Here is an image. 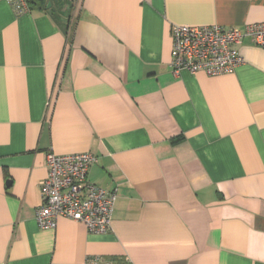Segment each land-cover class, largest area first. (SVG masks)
Here are the masks:
<instances>
[{
    "label": "crops",
    "instance_id": "crops-1",
    "mask_svg": "<svg viewBox=\"0 0 264 264\" xmlns=\"http://www.w3.org/2000/svg\"><path fill=\"white\" fill-rule=\"evenodd\" d=\"M0 0V264H264V48L171 67L173 25L244 29L264 0ZM92 152L111 228H41L46 153Z\"/></svg>",
    "mask_w": 264,
    "mask_h": 264
},
{
    "label": "built area",
    "instance_id": "built-area-1",
    "mask_svg": "<svg viewBox=\"0 0 264 264\" xmlns=\"http://www.w3.org/2000/svg\"><path fill=\"white\" fill-rule=\"evenodd\" d=\"M17 14L30 9L29 0H8ZM171 67L222 75L244 62L239 45L250 38L264 48V22L249 23L244 29L221 25H173ZM48 175L42 181L43 203L36 210L41 228H55L58 218L83 222L89 231L103 233L111 228L117 189L99 186L88 179L97 160L92 152L58 155L46 153Z\"/></svg>",
    "mask_w": 264,
    "mask_h": 264
},
{
    "label": "rangeland",
    "instance_id": "rangeland-1",
    "mask_svg": "<svg viewBox=\"0 0 264 264\" xmlns=\"http://www.w3.org/2000/svg\"><path fill=\"white\" fill-rule=\"evenodd\" d=\"M76 2H78V1L76 0Z\"/></svg>",
    "mask_w": 264,
    "mask_h": 264
}]
</instances>
